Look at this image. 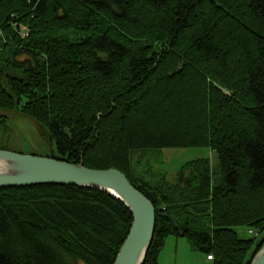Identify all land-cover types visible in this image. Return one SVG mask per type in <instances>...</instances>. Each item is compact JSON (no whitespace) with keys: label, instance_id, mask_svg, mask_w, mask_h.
<instances>
[{"label":"trees","instance_id":"trees-1","mask_svg":"<svg viewBox=\"0 0 264 264\" xmlns=\"http://www.w3.org/2000/svg\"><path fill=\"white\" fill-rule=\"evenodd\" d=\"M13 113L56 146L37 155L117 168L152 201L143 264L169 235L213 264L264 245L235 230L264 231V0H0V128ZM171 147L217 162L174 179L136 166ZM132 221L101 189L0 187V264H114Z\"/></svg>","mask_w":264,"mask_h":264},{"label":"water","instance_id":"water-1","mask_svg":"<svg viewBox=\"0 0 264 264\" xmlns=\"http://www.w3.org/2000/svg\"><path fill=\"white\" fill-rule=\"evenodd\" d=\"M0 164V187L77 185L101 189L121 200L132 212L133 221L114 264L144 263L155 233L156 209L125 173L117 168H89L83 163L3 148ZM250 264H264V245Z\"/></svg>","mask_w":264,"mask_h":264},{"label":"rangeland","instance_id":"rangeland-1","mask_svg":"<svg viewBox=\"0 0 264 264\" xmlns=\"http://www.w3.org/2000/svg\"><path fill=\"white\" fill-rule=\"evenodd\" d=\"M7 129L0 128V143L10 150L32 154L57 153L55 145L50 144L41 134L36 122L18 113L9 114ZM134 155L140 169L162 172L174 179L177 170L187 161L201 157H210L217 162L215 152L205 147H171L148 150L144 154ZM243 237H255L256 242L264 236V231L250 229L246 226L235 227ZM206 253L192 245L186 236L169 235L159 255L158 264H213L206 263ZM74 264H85L73 260Z\"/></svg>","mask_w":264,"mask_h":264},{"label":"bare ground","instance_id":"bare-ground-1","mask_svg":"<svg viewBox=\"0 0 264 264\" xmlns=\"http://www.w3.org/2000/svg\"><path fill=\"white\" fill-rule=\"evenodd\" d=\"M2 168V164H0V169ZM209 257V256H208ZM208 257H207V259H208ZM208 260H212V256H211V258L210 259H208Z\"/></svg>","mask_w":264,"mask_h":264},{"label":"crops","instance_id":"crops-1","mask_svg":"<svg viewBox=\"0 0 264 264\" xmlns=\"http://www.w3.org/2000/svg\"><path fill=\"white\" fill-rule=\"evenodd\" d=\"M205 260H206V263H209L210 262V260H208L207 257H205Z\"/></svg>","mask_w":264,"mask_h":264},{"label":"built area","instance_id":"built-area-1","mask_svg":"<svg viewBox=\"0 0 264 264\" xmlns=\"http://www.w3.org/2000/svg\"><path fill=\"white\" fill-rule=\"evenodd\" d=\"M210 258H211V256L208 257V259H210Z\"/></svg>","mask_w":264,"mask_h":264}]
</instances>
